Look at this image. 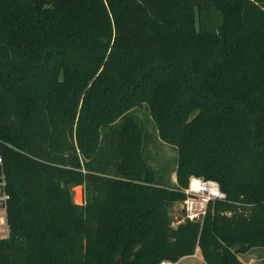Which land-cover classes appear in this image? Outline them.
<instances>
[{
	"label": "trees",
	"instance_id": "trees-1",
	"mask_svg": "<svg viewBox=\"0 0 264 264\" xmlns=\"http://www.w3.org/2000/svg\"><path fill=\"white\" fill-rule=\"evenodd\" d=\"M0 158V264H243L264 250V0H0ZM191 177L225 197L173 226Z\"/></svg>",
	"mask_w": 264,
	"mask_h": 264
},
{
	"label": "rangeland",
	"instance_id": "rangeland-1",
	"mask_svg": "<svg viewBox=\"0 0 264 264\" xmlns=\"http://www.w3.org/2000/svg\"><path fill=\"white\" fill-rule=\"evenodd\" d=\"M134 112V116L138 121H140L143 126L150 132H152L153 139L151 143L148 144V149L150 151V155L152 156V165L156 168L160 166H164L167 168L170 177L172 180H175L173 169H174V160L176 157L175 150L165 144H162L156 138V132L152 126L151 121H149L146 110L144 109H136ZM83 188L76 187L73 190L72 199L76 204H79L83 199ZM170 215L172 218V225L176 226L178 223L182 221V203L176 204L170 210ZM3 227V228H2ZM0 230V238L7 235L6 226H1ZM5 229V230H4ZM196 255V254H194ZM185 257L180 260L177 264H205L201 261L200 257L194 256ZM194 257V258H193ZM240 260L243 264H264V250L262 249H254L246 253L245 255L240 256Z\"/></svg>",
	"mask_w": 264,
	"mask_h": 264
},
{
	"label": "built area",
	"instance_id": "built-area-1",
	"mask_svg": "<svg viewBox=\"0 0 264 264\" xmlns=\"http://www.w3.org/2000/svg\"><path fill=\"white\" fill-rule=\"evenodd\" d=\"M2 163L0 158V164ZM0 230L1 226H6L8 236V226L6 222V204L8 195L4 190V182L0 183ZM83 199L79 204L84 202ZM185 200L182 202V221L189 220L193 222H202L209 202L223 199L225 195L221 192L219 185L215 181L204 180L202 178L191 177L188 187L185 189ZM3 228V227H2ZM5 230V229H4ZM0 238V239H1ZM196 256V255H194ZM159 264H177V262L163 260Z\"/></svg>",
	"mask_w": 264,
	"mask_h": 264
},
{
	"label": "crops",
	"instance_id": "crops-1",
	"mask_svg": "<svg viewBox=\"0 0 264 264\" xmlns=\"http://www.w3.org/2000/svg\"><path fill=\"white\" fill-rule=\"evenodd\" d=\"M195 254H196L197 257H198V256L200 257L201 261H203L199 249L196 250ZM188 257H192V256H188ZM193 258H194V257H193ZM179 262H180V260H179L177 263H179ZM203 262H204V261H203Z\"/></svg>",
	"mask_w": 264,
	"mask_h": 264
},
{
	"label": "water",
	"instance_id": "water-1",
	"mask_svg": "<svg viewBox=\"0 0 264 264\" xmlns=\"http://www.w3.org/2000/svg\"><path fill=\"white\" fill-rule=\"evenodd\" d=\"M116 264H119V263H118V261H117V263H116Z\"/></svg>",
	"mask_w": 264,
	"mask_h": 264
}]
</instances>
